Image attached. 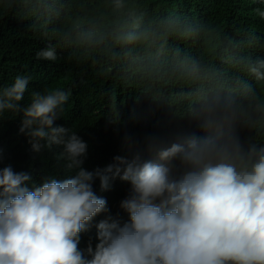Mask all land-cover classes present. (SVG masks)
Returning <instances> with one entry per match:
<instances>
[{
	"label": "clouds",
	"instance_id": "1",
	"mask_svg": "<svg viewBox=\"0 0 264 264\" xmlns=\"http://www.w3.org/2000/svg\"><path fill=\"white\" fill-rule=\"evenodd\" d=\"M256 11L264 19V10ZM46 21L49 32L40 37L35 58L60 77H47L52 89L33 92L22 106L31 78L17 76L0 90V116L21 115L19 131L34 153L61 146L71 177L36 186L29 173L0 164V264H264V146H246L234 127L225 129L226 116L209 115L202 138L187 136L165 146L153 139L147 158L137 152L131 159L117 156L113 164L100 159L99 145L86 144L81 126L73 132L64 113L60 117L66 91L79 99L76 81L68 89L52 85L65 82L70 50L86 34L90 42L98 23L88 21L78 37L74 18L63 14ZM251 50L232 48L235 64L215 63L220 82L232 89L217 85L207 93L191 86L194 112L222 98L235 106L240 96L264 112V45ZM117 177L130 190L114 210L121 193Z\"/></svg>",
	"mask_w": 264,
	"mask_h": 264
},
{
	"label": "trees",
	"instance_id": "2",
	"mask_svg": "<svg viewBox=\"0 0 264 264\" xmlns=\"http://www.w3.org/2000/svg\"><path fill=\"white\" fill-rule=\"evenodd\" d=\"M119 2L117 8V0H0V90L17 76L30 77L22 106L31 102L33 92L51 90L47 77L60 75L35 58L43 46L40 37L49 32L46 20L66 14L78 22L80 37L94 19L98 24L90 30H96L95 36L76 41L69 52L70 75L52 85L68 89L67 83L76 81L79 99L66 91L69 99L60 117L64 113L73 132L76 124L81 126L86 144L99 145L100 159L113 164L115 157L131 159L137 152L147 158L153 139L165 146L187 136L202 138L209 115L226 116L225 129L234 127L246 146H264V112L247 97L240 96L235 106L234 100L222 98L194 112L188 96L191 86L207 93L217 85L232 89L220 82L217 65L235 64L229 58L232 48L251 46L257 52L264 45V19L256 11L264 10L262 0ZM20 121L13 112L0 116V164L29 173L36 186L47 178H70L67 161L60 159L63 148L53 145L54 151L34 153L19 131ZM115 181L121 193L113 209L119 210L130 185L119 177Z\"/></svg>",
	"mask_w": 264,
	"mask_h": 264
}]
</instances>
